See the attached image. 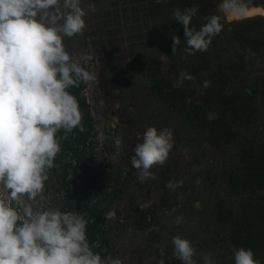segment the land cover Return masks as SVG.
<instances>
[{"label": "trees", "instance_id": "1", "mask_svg": "<svg viewBox=\"0 0 264 264\" xmlns=\"http://www.w3.org/2000/svg\"><path fill=\"white\" fill-rule=\"evenodd\" d=\"M108 1L110 8L98 14L102 25L95 45L103 99L121 104L125 112L117 132L130 156L142 141L138 136L150 126L170 128L173 148L146 186L123 173L112 163L113 148H102V156L95 150L93 118L81 83L70 92L78 100L85 131L74 129L61 141L55 161L59 167L50 171L45 184L52 208L83 213L89 241L98 240L106 250L102 257L109 251V231L125 215L140 239L137 264H158L162 248L165 264H181L172 255L175 235L193 242L198 260L211 252L216 264H234L235 246L252 249L264 264V78L248 74L250 66L264 59V16L226 21L217 11L221 0ZM247 2L249 8L264 10V0ZM192 6L199 9L192 26L199 29L205 17L218 15L223 30L207 51L182 60L184 31L172 11ZM173 36L181 39L175 54ZM249 49L255 55L246 59ZM181 70L195 80L179 82ZM204 80L211 86L202 87ZM182 145L193 150L192 168L181 167ZM181 179L183 185L175 190L165 186ZM151 196L148 204L139 202ZM123 199V207L115 206ZM196 201L210 210L209 219L198 226L191 214ZM111 209L116 219L105 221ZM176 216L183 217L179 226L172 223Z\"/></svg>", "mask_w": 264, "mask_h": 264}, {"label": "clouds", "instance_id": "2", "mask_svg": "<svg viewBox=\"0 0 264 264\" xmlns=\"http://www.w3.org/2000/svg\"><path fill=\"white\" fill-rule=\"evenodd\" d=\"M166 0H156V3ZM222 12L234 19L251 16L247 0H221ZM197 6L176 8L173 19L182 25L186 53L207 51L212 39L223 30L220 16L205 17L199 29L191 22ZM86 13L81 0H0V264H123L119 257H103L99 241L90 242L83 213L45 207L38 199L45 191L49 173L61 152V141L74 129L85 131L79 103L70 89L81 83L97 82V75L80 63L92 59L77 57L64 43L83 35ZM175 54L181 39L172 37ZM248 55H255L247 50ZM194 81L186 70L178 81ZM211 86L204 80L202 87ZM63 130L64 135L58 133ZM173 148L170 128L148 127L134 148L131 165L138 180L154 179L153 167L162 166ZM202 183L197 179L196 185ZM183 180L168 181L172 190ZM171 211H175L172 209ZM105 221L116 219L115 209L104 214ZM172 223L179 226L182 216ZM150 228L148 231H152ZM172 255L181 264H216L211 252L199 255L193 242L180 235L171 239ZM96 249H101L96 251ZM234 264H262L250 248L231 249ZM158 264H165V250Z\"/></svg>", "mask_w": 264, "mask_h": 264}, {"label": "rangeland", "instance_id": "3", "mask_svg": "<svg viewBox=\"0 0 264 264\" xmlns=\"http://www.w3.org/2000/svg\"><path fill=\"white\" fill-rule=\"evenodd\" d=\"M217 5V11L226 21L234 20L231 16H228L222 12ZM81 7L85 11L84 17L86 21V28L83 35L75 36L71 39L65 38L64 43L69 52L79 57L81 54H89L92 59L85 63L80 61L82 66L94 72L97 75V82L84 85V95L87 98L89 104L90 113L93 118V137L92 141L95 143V150L99 152V156H102L100 151L102 148H113L114 153L112 155V163L119 167L123 173H131L138 178L137 170L131 165V157L125 147V142L122 140L121 135L117 132V126L124 117V109L121 104L113 105L110 101H105L102 92V68L99 58V49L95 45L98 35V29L102 25L99 13L108 10L110 8V2L108 0H81ZM259 7V6H258ZM250 7V8H258ZM249 8V9H250ZM261 8V7H259ZM262 9V8H261ZM263 13L259 14L264 16ZM248 74L252 78H264V59L261 62L255 63L248 68ZM142 140V137L138 136ZM180 155L181 167L192 168L194 163L193 150L189 145H182L178 149ZM209 168L213 163L209 160ZM188 166V167H187ZM154 173L155 167L151 169ZM152 179H148L141 183H151ZM134 182V181H132ZM45 207H53L51 189L45 186V191L42 196L38 198ZM150 199L142 198L139 202L143 205L151 202ZM125 199L117 202L115 206L123 207ZM192 221L194 226H198L201 222L207 221L210 217V210L203 201H196L192 206ZM110 238V245L108 253H111L113 257H119L123 264H137V260L140 254V239L137 233L130 225V221L124 215L122 220L114 224L108 233Z\"/></svg>", "mask_w": 264, "mask_h": 264}, {"label": "bare ground", "instance_id": "4", "mask_svg": "<svg viewBox=\"0 0 264 264\" xmlns=\"http://www.w3.org/2000/svg\"><path fill=\"white\" fill-rule=\"evenodd\" d=\"M249 10H250V11H255L256 14H260V13L262 14V13H263L262 9L259 8V7H258V8H250Z\"/></svg>", "mask_w": 264, "mask_h": 264}, {"label": "snow or ice", "instance_id": "5", "mask_svg": "<svg viewBox=\"0 0 264 264\" xmlns=\"http://www.w3.org/2000/svg\"><path fill=\"white\" fill-rule=\"evenodd\" d=\"M248 16H253V15H255L256 14V12L255 11H251V12H248V13H246Z\"/></svg>", "mask_w": 264, "mask_h": 264}, {"label": "water", "instance_id": "6", "mask_svg": "<svg viewBox=\"0 0 264 264\" xmlns=\"http://www.w3.org/2000/svg\"><path fill=\"white\" fill-rule=\"evenodd\" d=\"M255 15H259V14H255ZM255 15H253V16H255ZM252 17V16H251Z\"/></svg>", "mask_w": 264, "mask_h": 264}]
</instances>
